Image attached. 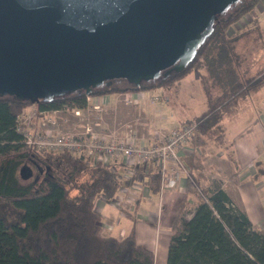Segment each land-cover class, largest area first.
I'll list each match as a JSON object with an SVG mask.
<instances>
[{"label":"trees","instance_id":"16d2710c","mask_svg":"<svg viewBox=\"0 0 264 264\" xmlns=\"http://www.w3.org/2000/svg\"><path fill=\"white\" fill-rule=\"evenodd\" d=\"M262 1L241 0L218 15L212 34L182 71L138 87L115 79L91 95L172 87L195 72L206 106L193 120L195 131L189 143L193 149L210 142L222 146L234 165L228 181L237 185L239 167L232 146L226 144L222 122L238 112L242 100L264 86V68L253 72L244 64L236 50L240 33L234 26ZM30 105L48 112L84 109L86 94L77 91L36 104L0 97V264H157L154 252L136 241L134 226L121 238L104 235L95 210L98 198L112 201L139 173L121 180L120 172L110 164L27 146L17 127L19 116ZM183 162L189 168L186 195L170 225L165 264H264V230L253 227L222 180L205 176L202 155L192 152ZM151 165L145 183L158 194V166ZM22 168L27 169L21 172ZM260 170L257 167L254 178H260ZM188 196L195 201L193 213L186 218Z\"/></svg>","mask_w":264,"mask_h":264},{"label":"water","instance_id":"95a60500","mask_svg":"<svg viewBox=\"0 0 264 264\" xmlns=\"http://www.w3.org/2000/svg\"><path fill=\"white\" fill-rule=\"evenodd\" d=\"M240 1L0 0V97L36 104L180 72Z\"/></svg>","mask_w":264,"mask_h":264},{"label":"crops","instance_id":"0c3cea01","mask_svg":"<svg viewBox=\"0 0 264 264\" xmlns=\"http://www.w3.org/2000/svg\"><path fill=\"white\" fill-rule=\"evenodd\" d=\"M245 17L249 18L247 21L243 22V19ZM238 23H248L249 25H253L255 32L258 33H260L262 29L264 30V0L261 2V6L257 5L250 13L242 17ZM235 30L237 31L236 28ZM246 30H248V28ZM196 76L198 77L197 74ZM263 88L264 86L260 90H262ZM258 92L250 94L248 97L242 100L239 104L238 112H236L231 117L225 118L222 122L226 144L232 146L233 153L239 167V183L237 185L231 183V188H235L236 191H239L238 187L241 184L242 174L248 173L249 176L254 178L257 167L262 170L264 169V165L261 161L262 157H264V116H257L254 118V121L257 120L260 123L261 131L255 141H251V143H249L248 141H244L243 139L239 141L238 135L234 131H232L234 123H236L239 117L243 115L242 113H244L245 111V104L248 101L249 97L257 94ZM125 96H127V100L118 102ZM107 98L108 99L104 105L102 123L106 128H108V130H111L112 128L110 127L113 116L112 114L122 112L124 113V115H126V117L124 118L125 125H120V132H116V130L119 129L118 127L115 131H109L108 134L115 135L116 137L122 139H125L131 135L137 143L146 145L151 144L155 141L156 130L160 128L152 127L149 119L144 115V113H142L138 105V101H140V98L136 93L112 94L108 95ZM187 121L188 120L181 122L179 126L183 125ZM250 135L251 132L247 134L248 137ZM210 146L213 147V152L211 150H206L209 149ZM192 152L196 153L197 155H202V161L204 163L203 173L205 174V176L207 178L210 177L211 179L217 178L222 180L224 188L226 189L224 177L219 175V172H221L220 168L226 167V175L228 176L234 172V165L226 158L223 147L214 142H210L206 146L198 147L195 149H193L192 147H187L181 154L182 160L185 155H189ZM206 156L209 158L212 157V159H214L215 161H217V159L219 161H223L219 162V166L216 167V173L214 175H209L205 171V164L208 159ZM221 157H224L226 160L222 159ZM140 167L141 166L132 165L129 160L119 161L116 168L120 172V175H123L125 178H127L132 177L133 174L139 173L138 178L132 180L131 185L129 184L126 187L119 189L116 195L118 197L115 200L116 206H114L110 200H106L105 198L100 197L95 203V210L101 217L102 234L121 238L128 233L131 226H134L136 241L139 244H147L146 246L154 252L155 262L157 264H165L168 243L171 236L170 225L174 215L176 214L180 202L186 195V175H182L176 186L172 190H168L166 193L164 192L163 196H161L160 198L159 193L157 194L151 192L150 189L146 186L147 184L145 183L149 174V170H152L151 163L146 164L144 168L141 167L142 170L139 169ZM136 180L138 182H134ZM226 191L231 197L229 191L227 189ZM156 198H160V200L162 201V205H159L155 212V210L151 208H154V201L156 200ZM187 198L189 200V205L188 212L186 213V218H189L194 210L193 208L195 198L193 196H188ZM166 206L170 207L166 210ZM117 208L120 209L119 211H124L125 215L122 214V212H117ZM126 209L133 210L131 212H128V210ZM155 215L156 219L155 221H153Z\"/></svg>","mask_w":264,"mask_h":264},{"label":"built area","instance_id":"2783aa9c","mask_svg":"<svg viewBox=\"0 0 264 264\" xmlns=\"http://www.w3.org/2000/svg\"><path fill=\"white\" fill-rule=\"evenodd\" d=\"M107 99L102 95H86L85 108L73 111L48 112L37 106L32 111L24 110L17 130L23 142L38 151L82 155L95 164H110L112 169L122 160L142 168L154 162L158 166L161 198L165 191L176 186L182 175L189 173L181 154L193 138L195 123H184L171 130L159 129L155 141L147 145L137 143L131 135L118 139L98 130ZM123 99L127 100V96ZM156 100L151 98V102ZM36 119L38 123H34ZM66 126L69 128L64 129Z\"/></svg>","mask_w":264,"mask_h":264},{"label":"rangeland","instance_id":"374dc122","mask_svg":"<svg viewBox=\"0 0 264 264\" xmlns=\"http://www.w3.org/2000/svg\"><path fill=\"white\" fill-rule=\"evenodd\" d=\"M259 6H261V3ZM248 18L249 17H245L243 22L247 21ZM235 28L237 29V33H240L235 39L237 52L241 57H243L244 64L248 65L252 71H260L261 68H264V30L262 29L260 33L255 32L253 25H249L248 23H238L234 26V29ZM247 28L248 30H246ZM134 93L139 96L140 101H138V105L142 113H144V115L149 119L151 126L160 129H172L173 127L179 126L181 122L186 120L188 121L185 123L192 122L206 106L205 96L201 89V83L195 72L188 74L177 86L147 89ZM124 94L131 93L128 92ZM106 96L108 95H105V99ZM151 98H156L157 100L151 102ZM121 101L123 102L125 99L119 100L118 102ZM245 106L246 108L244 113H242L243 115H241L236 123H234L232 131L238 135L239 141L243 139L244 141L251 143V141H255L261 131L260 123L257 120L254 121V118L257 116H264V88L257 94L249 97ZM35 108L36 105H30L27 106L25 110L32 111L35 110ZM112 115V122L110 125V127H112L111 130L115 131L119 127L116 132H120V125H125L124 118L126 115L122 112H117ZM101 120H103V116ZM38 122V119L34 121V123ZM67 128L69 127L66 126L64 129ZM99 128L100 129L98 130L102 133L108 134L109 131H111L108 130L102 122ZM249 132H251L252 136L250 135L248 137L247 134H249ZM108 135L115 136L112 134ZM117 138L119 139V137ZM212 146L206 150L212 151ZM187 147L191 148L190 143L187 144L186 148ZM207 158L205 171L209 175H214L216 173V167L219 166V162L223 161H219L218 159L215 161L212 157H210L211 159L209 157ZM221 158L225 159L224 157ZM261 161L264 165V157H262ZM220 170L221 172H219V175L224 177L226 189L229 191L234 204L247 214L255 229L264 230V169L260 170L261 173L259 172V179L249 176L248 173L242 174L241 184L238 187L239 191H236L235 188H231V183L228 181L229 175H226V167H221ZM124 178L125 177L123 175H120L121 180ZM208 179L211 178L208 177ZM134 182L138 181L136 180ZM207 183L208 181L204 182V184ZM166 192L167 191H165V193ZM117 197L118 196H115L111 201L114 206H116L115 200ZM159 205H162V201L160 198H156L154 201V208L151 209H154L156 212ZM169 207L170 206H166V210ZM119 210V208L116 209L117 212H122V214L125 215L124 211ZM126 210L131 212L133 209ZM155 219L156 215L154 216L153 221H155Z\"/></svg>","mask_w":264,"mask_h":264}]
</instances>
